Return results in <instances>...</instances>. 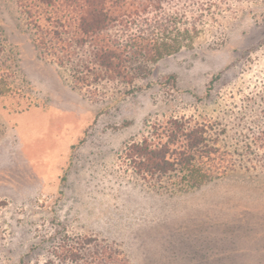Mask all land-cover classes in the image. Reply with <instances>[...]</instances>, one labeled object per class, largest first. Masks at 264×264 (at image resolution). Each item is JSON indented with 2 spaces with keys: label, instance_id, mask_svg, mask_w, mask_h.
<instances>
[{
  "label": "rangeland",
  "instance_id": "obj_1",
  "mask_svg": "<svg viewBox=\"0 0 264 264\" xmlns=\"http://www.w3.org/2000/svg\"><path fill=\"white\" fill-rule=\"evenodd\" d=\"M211 12L141 89L92 96L42 57L17 1L0 0V264H45L64 233L115 243L132 264H264V170L168 193L121 159L164 115L264 109L246 100L264 93V1Z\"/></svg>",
  "mask_w": 264,
  "mask_h": 264
},
{
  "label": "trees",
  "instance_id": "obj_2",
  "mask_svg": "<svg viewBox=\"0 0 264 264\" xmlns=\"http://www.w3.org/2000/svg\"><path fill=\"white\" fill-rule=\"evenodd\" d=\"M16 1L42 57L67 72L75 88L96 96L106 85L123 95L141 89L139 81L161 59L192 47L211 11L236 13L242 3L264 0H236V6L230 0ZM168 78L176 83L175 75ZM246 100L256 104L264 93ZM231 114L232 120L164 115L125 145L121 159L149 188L168 193L190 191L235 170H264V109L248 105ZM45 264L132 262L115 243L64 233L52 241Z\"/></svg>",
  "mask_w": 264,
  "mask_h": 264
}]
</instances>
